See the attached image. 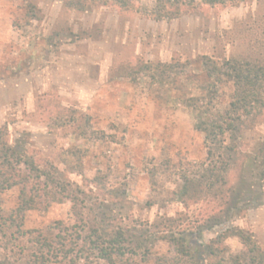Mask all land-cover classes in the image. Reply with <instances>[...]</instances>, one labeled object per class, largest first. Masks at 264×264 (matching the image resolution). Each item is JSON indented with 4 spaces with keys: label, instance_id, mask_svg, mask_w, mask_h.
Here are the masks:
<instances>
[{
    "label": "rangeland",
    "instance_id": "1",
    "mask_svg": "<svg viewBox=\"0 0 264 264\" xmlns=\"http://www.w3.org/2000/svg\"><path fill=\"white\" fill-rule=\"evenodd\" d=\"M31 1L33 12L24 0H0V128L9 144L85 190L91 186L99 198L118 191L120 199L106 208L126 217V226L159 215L193 222L201 204L183 203L178 190L183 176L193 177L206 161V147L188 98L207 95L203 56L264 62V0L199 4L162 19L151 16L156 0H130L127 7L89 0L82 10L58 0ZM169 63L160 74L143 67ZM230 92V85H219L215 105L224 106ZM263 135L262 124L246 131L245 148L251 151ZM253 173L245 168L236 207L203 232L204 240L237 228L264 252V180ZM96 175L99 183H90ZM17 194L16 187L0 194L3 211L16 206ZM70 205L63 200L26 211L22 228L70 223ZM11 239L17 249L22 239ZM199 241L186 237L194 256L186 264L206 262ZM220 246L230 264H250L232 262L245 250L237 235H226ZM3 254L16 260L0 247ZM174 254L162 242L146 261L134 257L125 264H155L157 256Z\"/></svg>",
    "mask_w": 264,
    "mask_h": 264
},
{
    "label": "trees",
    "instance_id": "2",
    "mask_svg": "<svg viewBox=\"0 0 264 264\" xmlns=\"http://www.w3.org/2000/svg\"><path fill=\"white\" fill-rule=\"evenodd\" d=\"M24 1L25 10L35 11V3ZM58 1L77 10L89 3V0ZM113 1L120 7L130 3V0ZM240 1L243 0H156L151 16L162 19L199 4L216 6ZM202 63L207 67V95L188 100L195 109V128L204 133L206 161L197 165L193 177L183 176L178 190L183 203L201 204L193 222L182 224V217L159 215L153 222L126 226L123 224L126 217L114 212L113 207L106 208L108 203L114 205L120 199L118 191H106L99 198L91 186L85 190L81 184L62 177L57 168L40 165L25 150L10 145L0 128V194L11 187L18 190L14 208L3 211L0 207V247L3 253L15 255L16 260L3 254L0 264H125L134 257L146 261L162 242L171 244L175 254L171 258L157 256L155 264H186L194 260L186 244V237L191 235L198 236L199 245L204 247L203 264H230L224 257L225 248L220 246L226 235H237L245 245V250L235 255L232 262L242 258L250 264H264V252L240 229L226 228L210 239L202 238L205 230L220 225L233 212L241 196L240 179L245 168L253 167L254 177L264 180V135L251 151L245 148V132L260 124L264 127V62L234 59L218 62L203 56ZM143 67L160 74L170 70L172 64ZM221 84L230 85L231 92L228 102L217 107L214 101ZM99 181L96 175L90 183ZM63 200L71 204L70 223L58 219L43 227L22 228L26 211L46 210L52 203ZM11 238L22 239L17 249Z\"/></svg>",
    "mask_w": 264,
    "mask_h": 264
}]
</instances>
